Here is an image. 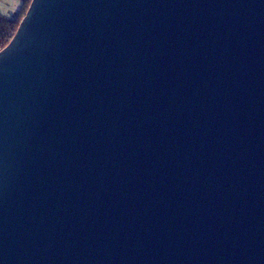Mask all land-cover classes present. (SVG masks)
Here are the masks:
<instances>
[{
  "label": "water",
  "instance_id": "obj_1",
  "mask_svg": "<svg viewBox=\"0 0 264 264\" xmlns=\"http://www.w3.org/2000/svg\"><path fill=\"white\" fill-rule=\"evenodd\" d=\"M0 264H264V0H31Z\"/></svg>",
  "mask_w": 264,
  "mask_h": 264
},
{
  "label": "trees",
  "instance_id": "obj_2",
  "mask_svg": "<svg viewBox=\"0 0 264 264\" xmlns=\"http://www.w3.org/2000/svg\"><path fill=\"white\" fill-rule=\"evenodd\" d=\"M31 0H24L20 13L15 18H5L0 15V51L3 50L17 30L20 20L26 14Z\"/></svg>",
  "mask_w": 264,
  "mask_h": 264
},
{
  "label": "rangeland",
  "instance_id": "obj_3",
  "mask_svg": "<svg viewBox=\"0 0 264 264\" xmlns=\"http://www.w3.org/2000/svg\"><path fill=\"white\" fill-rule=\"evenodd\" d=\"M24 0H0V15L5 18H15L20 13Z\"/></svg>",
  "mask_w": 264,
  "mask_h": 264
}]
</instances>
